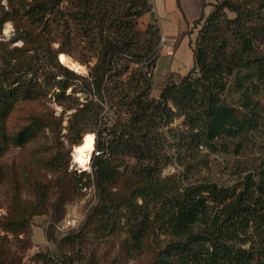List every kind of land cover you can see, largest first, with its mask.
I'll return each instance as SVG.
<instances>
[{
    "label": "trees",
    "instance_id": "1",
    "mask_svg": "<svg viewBox=\"0 0 264 264\" xmlns=\"http://www.w3.org/2000/svg\"><path fill=\"white\" fill-rule=\"evenodd\" d=\"M8 3L11 11L0 12V35L6 22H17L10 42L22 40L30 43L35 53L43 52L63 79L49 86V77L36 66L39 59L35 54L15 64L0 57V156L9 146L22 147L47 128L62 125L63 116L42 114L33 116L14 134L5 130L6 120L19 104L37 100L55 87L59 91L53 95L63 112L73 111L67 124L71 146L79 147L86 136L96 135L97 154L91 160V174L81 172L71 181L77 191L95 186L99 201L88 220L95 225L92 235L96 239L117 236L124 222L132 219L129 210L166 184L170 192L154 205L149 232L163 239L149 264H264V156L231 186L186 184L163 176L177 157L166 129L171 121L168 100L174 89L189 97L183 102L185 108L200 121L203 144L212 152L217 151L221 139L235 140L259 130L260 114L264 113V0H214L208 16L193 22L199 30L191 45L192 68L177 85L165 83L158 98L150 95L161 35L153 23L144 31L138 28L140 18L152 13L148 0ZM21 11L31 21L24 27L17 21ZM51 17L59 19L94 53L96 63L88 76L62 66L58 56L64 51L54 52L40 40L44 29H37L46 28ZM27 50L31 48L20 51ZM225 76L231 77L230 88L240 94L241 108L224 99L210 100L206 88ZM70 79L81 82L85 102L75 96L74 90L66 94ZM105 107H110L112 119L102 115ZM50 164L60 166L59 156ZM38 190L40 211H50L52 223L60 222L71 201L66 196L69 194L62 189L50 210L44 198L47 189L39 186ZM20 214L19 219L5 222V230H22L24 212ZM53 228L47 230L48 239L54 237ZM81 234L61 239L59 248L81 246L87 238ZM2 240L0 264H23L16 256L18 251L11 255ZM121 246L127 264L135 250L128 238L122 239ZM35 258L38 264L56 262L48 252H38Z\"/></svg>",
    "mask_w": 264,
    "mask_h": 264
},
{
    "label": "rangeland",
    "instance_id": "2",
    "mask_svg": "<svg viewBox=\"0 0 264 264\" xmlns=\"http://www.w3.org/2000/svg\"><path fill=\"white\" fill-rule=\"evenodd\" d=\"M148 1L152 6V13L146 15H152V17L144 15L140 18L138 28L141 31L152 23L159 29L158 20L153 14V3L151 0ZM178 8L183 14L180 5ZM212 9L213 7L211 11ZM1 10L11 11L8 0L6 2L0 0V12ZM184 13L186 15L184 24L174 13L166 16L177 23L182 32L170 40L166 39L167 44L176 52L174 59L167 57L161 48L157 49L158 61L153 76L151 98L159 97L160 90L165 83L177 85L181 81V74L170 73L173 66L180 64L185 70L189 64L188 61L191 62L187 38L190 40V46L194 45L199 28L193 27L194 13L190 10H184ZM204 13L201 16L207 17L208 13ZM22 14L23 11L17 17L19 27L31 23ZM159 15H163L162 10ZM8 24H11V28H6ZM16 25L17 22L14 21L4 24L0 35V57H7L11 63L15 64L19 59L24 57L30 59L35 54V58L39 59L36 66L40 68L39 71L49 77V86L63 79L59 70L46 60L43 52L35 53L30 47L31 44H26L22 40L10 42L16 34ZM183 25L186 27L183 28ZM41 29H44L41 31L43 39L40 40L42 42L47 43L54 52L62 49L63 54L81 64L83 70L77 72L64 66L60 62V54L59 63L80 76H88L91 67L96 63L94 53L88 44L74 37L68 28L54 17L47 20L46 28L41 26L37 30ZM159 32L161 38L164 37L160 29ZM25 47L31 50L21 52L20 50ZM68 82L70 87L66 94H72L74 90L75 96L81 102H85V95L81 92L84 89L81 82L71 79ZM231 82V77L225 76L223 80L220 77L213 87L206 88L211 93L209 97L212 103L217 99H224L233 107L241 108L240 94L230 88ZM51 88L46 90L50 93L44 94L41 98L19 104L5 122V130L9 134H14L28 124L33 116L42 114L54 115L57 118L63 116L60 127L56 126L53 130L47 128L22 147L9 146L0 156V238L3 239L2 244L11 255L18 251L16 256L22 259L23 264H38L35 258L38 252H48L55 257V264H125L127 259L121 242L122 239L128 238L131 240L135 254L127 264H149L154 249L163 239L162 236L149 235L152 210L159 199L170 192L169 187L164 184L163 188L140 199L139 206L129 210L132 219L124 222L117 236L96 239L92 235L95 225L88 220L99 201L95 186L91 184L90 187L78 191L71 186V181L81 172L91 174V160L95 150L91 154L87 169L81 168L74 162L73 154L76 146H71L67 137L68 118L73 111L63 112V107L56 102L53 95L59 90L55 87ZM187 98L189 97L181 95L178 89H174L168 100L171 121L166 129L170 133L172 152L177 153V157L173 164L164 170L163 176L183 180L186 184L203 182H215L224 186L235 184L242 173L249 171L264 156V113L260 114L261 125L258 131L235 140L221 139L217 151L212 152L203 144L204 137L199 127L200 121L193 119L195 113L185 108L186 103L183 102ZM261 103L264 101L262 100ZM110 112V107H105L102 115L112 119L113 114ZM94 136L96 137L95 134ZM55 156H59L60 166L50 164ZM39 186H45L47 189L44 198L50 210L62 189L69 194L66 196L71 201L67 206L65 217L60 222L52 223L48 215L50 211L46 213L43 208L40 211L39 198H37ZM22 211L24 212L22 218L25 220L21 225L22 230L14 232L5 230V222L11 218L19 219ZM50 226H54L52 239L47 238V230ZM84 226L85 229H83ZM74 233H82V236L87 237L82 245L75 249L59 248V241Z\"/></svg>",
    "mask_w": 264,
    "mask_h": 264
},
{
    "label": "crops",
    "instance_id": "3",
    "mask_svg": "<svg viewBox=\"0 0 264 264\" xmlns=\"http://www.w3.org/2000/svg\"><path fill=\"white\" fill-rule=\"evenodd\" d=\"M153 3V14L154 17L158 20V24H159V29L162 33V35L164 37L165 40L168 39L170 40V38H173L175 36H178L180 34V32H182L181 29H179L177 23H175L174 21H172L170 18L166 17L168 14H176V17H178V19H180V22H182L183 24L185 23V18L186 15L184 13V10H190L194 13V20H197L202 13L204 14H209L211 12V8H212V3L213 0H151ZM180 5V8L182 10V13H180V10L178 8V6ZM188 8V9H187ZM160 10H162L163 15L160 16L159 12ZM146 17H152L151 16H147ZM192 21V22H193ZM190 24V23H189ZM186 26L183 25V28H185ZM178 41V39H177ZM187 43H188V50H189V54H190V58H191V62L188 61V67L184 70L180 64H178L177 66H173L172 70L170 71V73L173 72H177L179 74H181L182 76H184L188 71H190V69L193 66V53H192V49L190 46V40L187 38ZM167 47H169L170 49H172L173 54L171 56L166 55V49ZM161 50L165 51V55L167 57L170 58H175V50H173V48L171 46H169L167 44V40H166V47L165 48H161ZM160 55V54H159Z\"/></svg>",
    "mask_w": 264,
    "mask_h": 264
},
{
    "label": "bare ground",
    "instance_id": "4",
    "mask_svg": "<svg viewBox=\"0 0 264 264\" xmlns=\"http://www.w3.org/2000/svg\"><path fill=\"white\" fill-rule=\"evenodd\" d=\"M60 62L70 68L71 70L81 71L83 66L73 60L71 57L63 55L60 57ZM95 150V136L94 134H89L86 136L84 143L74 148V162L78 164L81 168L87 169L89 167L91 154Z\"/></svg>",
    "mask_w": 264,
    "mask_h": 264
},
{
    "label": "built area",
    "instance_id": "5",
    "mask_svg": "<svg viewBox=\"0 0 264 264\" xmlns=\"http://www.w3.org/2000/svg\"><path fill=\"white\" fill-rule=\"evenodd\" d=\"M165 47H166V40L164 38H161V42H160L159 48H165ZM172 54H173L172 49H170L169 47H167V49H166V55L171 56Z\"/></svg>",
    "mask_w": 264,
    "mask_h": 264
},
{
    "label": "clouds",
    "instance_id": "6",
    "mask_svg": "<svg viewBox=\"0 0 264 264\" xmlns=\"http://www.w3.org/2000/svg\"><path fill=\"white\" fill-rule=\"evenodd\" d=\"M6 2V0H5ZM6 28H11V24L6 25Z\"/></svg>",
    "mask_w": 264,
    "mask_h": 264
}]
</instances>
